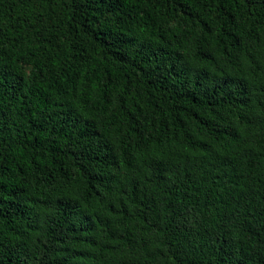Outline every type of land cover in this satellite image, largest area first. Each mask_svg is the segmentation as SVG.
I'll use <instances>...</instances> for the list:
<instances>
[{
	"label": "trees",
	"instance_id": "obj_1",
	"mask_svg": "<svg viewBox=\"0 0 264 264\" xmlns=\"http://www.w3.org/2000/svg\"><path fill=\"white\" fill-rule=\"evenodd\" d=\"M0 264H264V0H0Z\"/></svg>",
	"mask_w": 264,
	"mask_h": 264
}]
</instances>
